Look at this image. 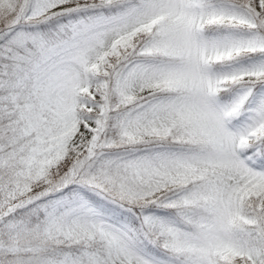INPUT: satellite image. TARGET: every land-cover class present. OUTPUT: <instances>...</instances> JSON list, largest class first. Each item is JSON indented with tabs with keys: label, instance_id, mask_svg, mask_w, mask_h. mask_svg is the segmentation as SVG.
Wrapping results in <instances>:
<instances>
[{
	"label": "snow or ice",
	"instance_id": "obj_1",
	"mask_svg": "<svg viewBox=\"0 0 264 264\" xmlns=\"http://www.w3.org/2000/svg\"><path fill=\"white\" fill-rule=\"evenodd\" d=\"M0 264H264V0H0Z\"/></svg>",
	"mask_w": 264,
	"mask_h": 264
}]
</instances>
